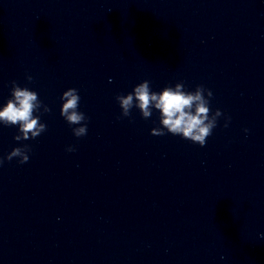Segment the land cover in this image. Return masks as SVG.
I'll return each mask as SVG.
<instances>
[{"label": "clouds", "instance_id": "obj_1", "mask_svg": "<svg viewBox=\"0 0 264 264\" xmlns=\"http://www.w3.org/2000/svg\"><path fill=\"white\" fill-rule=\"evenodd\" d=\"M26 79L32 82L33 77L28 75ZM206 93V95H205ZM213 95L210 89L203 85H197L194 91L185 90L183 82L175 86H166L161 91H152L149 80L137 84L132 92L126 95H117L116 100L121 108V117H129L131 109L137 108L141 116L148 119L152 116L153 110L159 112V127L151 130L154 136L171 134L180 136L194 144L204 147L207 138L212 135L213 129L217 126L218 118L223 113L217 109L211 111L210 101ZM62 105L60 115L72 127V133L77 138L87 135L86 115L79 111L80 95L75 88H69L60 97ZM51 109L43 104L36 91L28 87H21L16 81H11V97L6 104L0 108V124L4 126H17L18 135L14 139L18 142L39 137L47 130V126L40 122V115ZM230 117L226 118L225 127L228 126ZM246 133L248 129L244 130ZM76 149L69 146L66 151L73 152ZM31 151L29 145L15 147L6 157L0 158V166L5 160L11 161L18 158L20 164L29 161L28 153ZM264 237V234H262Z\"/></svg>", "mask_w": 264, "mask_h": 264}]
</instances>
